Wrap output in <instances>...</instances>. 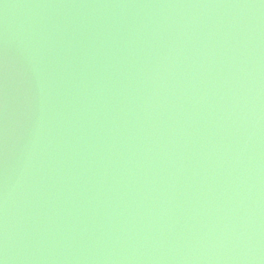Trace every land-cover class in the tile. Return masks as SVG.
I'll use <instances>...</instances> for the list:
<instances>
[{
    "label": "water",
    "instance_id": "obj_1",
    "mask_svg": "<svg viewBox=\"0 0 264 264\" xmlns=\"http://www.w3.org/2000/svg\"><path fill=\"white\" fill-rule=\"evenodd\" d=\"M2 264H264V0H0Z\"/></svg>",
    "mask_w": 264,
    "mask_h": 264
},
{
    "label": "snow or ice",
    "instance_id": "obj_2",
    "mask_svg": "<svg viewBox=\"0 0 264 264\" xmlns=\"http://www.w3.org/2000/svg\"><path fill=\"white\" fill-rule=\"evenodd\" d=\"M0 264H2V261H0Z\"/></svg>",
    "mask_w": 264,
    "mask_h": 264
}]
</instances>
